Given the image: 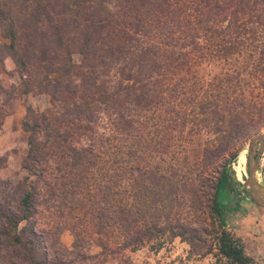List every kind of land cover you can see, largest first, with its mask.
<instances>
[{
  "label": "trees",
  "instance_id": "1",
  "mask_svg": "<svg viewBox=\"0 0 264 264\" xmlns=\"http://www.w3.org/2000/svg\"><path fill=\"white\" fill-rule=\"evenodd\" d=\"M12 3L19 6L18 15ZM249 3L0 2V29L9 42L0 46V56L15 61L23 95L36 91L50 101V108L42 113L27 108L22 128L28 135V150L19 180L1 177L8 158L0 156V264H90V259L97 261L99 256L78 252L87 245L83 234L97 237L103 255L112 245L117 255L135 252L148 243L158 251L166 240L179 237L190 245L192 254L208 246L204 254L215 248L227 264H253L244 242L228 230L221 202L231 163L240 152L237 146L264 126V16L257 14L264 0ZM228 11L232 15L229 25L219 29ZM200 31L209 33V48L221 47L215 57L227 62L238 51L245 61L242 70L237 67L210 85L215 101L180 99L179 92H171L168 77L181 70L183 59H190L198 40L206 37L199 36ZM249 45H254L253 51ZM182 48L188 50L182 52ZM243 74L249 78L243 80ZM243 87L248 95L233 96L245 91ZM195 92L190 91V96L194 98ZM176 102L184 108L197 106L199 114L213 122L216 133L226 135L217 144L211 141L203 150L194 149L190 157L196 159L197 168L182 174L172 166V172L161 173L148 164L140 178H127L131 189L123 195L119 175L100 165L102 150L106 147L105 155L125 154L114 142L136 138L145 130L140 110L165 109L188 124V113L176 111ZM101 113L110 117V134L98 132ZM75 117L82 124L75 125ZM178 120L162 119L165 129L156 130V139L162 138L155 143L163 151L170 149L175 131L181 134L182 130L171 126L179 125ZM126 154L135 155L131 150ZM143 154L138 149L136 156L141 159ZM184 159L192 164L188 155ZM98 165L104 170L99 180L106 181L96 185L91 179H96ZM181 188L187 191L185 198L192 195V204L180 201ZM148 196L152 204L145 200ZM41 207L60 221H51L54 228L69 227L75 236L72 249L51 238L54 228L38 226ZM204 214L210 215L204 218ZM70 254L75 257L68 259Z\"/></svg>",
  "mask_w": 264,
  "mask_h": 264
},
{
  "label": "rangeland",
  "instance_id": "2",
  "mask_svg": "<svg viewBox=\"0 0 264 264\" xmlns=\"http://www.w3.org/2000/svg\"><path fill=\"white\" fill-rule=\"evenodd\" d=\"M3 1L9 2V0H0L1 3ZM253 1L254 0H249V6H252ZM224 2L225 0H219L221 5ZM257 7V14H261L263 17L264 3ZM184 8L185 5H182V9ZM13 11L15 15H18L19 13L17 12L20 11L19 6L16 7L14 4ZM229 13L230 11L225 13L224 16L226 17H224L223 20L225 23L218 25L219 29L226 28L229 25L230 19L232 18L231 13ZM250 18L253 17L250 16ZM246 19H248V16H246V18L241 17L239 21L242 23L246 21ZM199 36L206 37L198 40L199 43L196 44V50H194L190 59H183L182 63L184 65L181 66V70L168 77L171 80H169L171 82L170 85L173 87L171 88V92L177 91L181 95L180 99L197 100L196 102L214 100L211 91L212 87H210V85L216 84L217 78H225L227 74L234 72L237 67H240V70H242L245 63L243 57L237 54L238 51L236 54L232 55L227 62L215 57L218 54V49L221 50V47L212 46L209 48V33L200 31ZM4 44H9V42L3 37V31L0 29V46ZM246 45H248V43H246ZM254 45H258V42H255ZM254 45H249L252 47L250 50L254 48ZM206 46L208 47L206 48ZM187 50V48H182V52H186ZM242 78L244 80L249 77L243 74ZM253 82H257V80ZM21 83V77L15 61L11 57L5 58L1 55L0 112L2 111V115H0V156L8 158L7 168L1 172V177L3 179L11 178L13 180H19L24 175L22 163L28 150V135L24 132L22 123L27 115V108L31 107L39 113L45 112L50 108V101L47 95H39L36 91L33 94L23 95ZM256 84L257 83H255V86ZM247 87H243L245 91L237 92L233 96H238L240 93H246L248 95ZM193 89H196L194 98L190 96V91ZM179 102L174 104L176 111L183 112L186 110L188 113V124L186 122L185 125L184 120L180 117H175L173 113L166 114L165 109H159L154 113L140 110V117L145 122L143 126L145 130L136 138L133 137L129 140H122L120 138L114 142V145L118 146L119 149L121 146L123 147L125 154L117 153L116 155H105L104 153L107 150L106 147L102 150L103 154L100 156L102 160L100 161V165L110 167L112 173L119 175V177H117V180H119L118 184L121 186L119 191H122L123 195L127 196L124 190L131 189V180L127 178H140L141 173L148 167V164L157 167L161 173H167V171L172 172L173 170L170 169L172 166L176 168L174 170L179 169L176 172L182 174V172L197 168V163L194 164L196 159L190 157L194 149L197 151L203 150L211 141L217 144L218 138L226 135L217 134L213 129V122L210 121L207 116L199 114V108L197 106L192 107V109L191 106L184 108ZM100 116V119L97 120V124H99L98 132L100 134H110L113 128L110 117L104 113H101ZM166 118H172L173 121L179 119V125L177 124L178 127L175 123H172L171 126H176L177 129L175 130L182 131L181 134L175 131L174 139L171 140L170 149L163 151L162 148H159V145L156 146L155 142L162 138L159 136L156 139V130L160 128L165 129L167 123L165 122L166 124H163L164 122L162 119ZM74 124L80 125L82 123L75 117ZM263 130L264 126L256 135L237 146V148L240 147V152L237 159L233 160L231 163V172L228 173L229 179L226 185V193H222L221 195L222 208L226 212V219L228 221V230L244 242L246 253L253 259V264H264V210L257 207L247 195L244 182H246L248 176L247 147L250 141L263 132ZM155 146L158 147V153L156 152ZM138 149L145 151L141 159L136 156ZM130 150L135 153L134 156H128L126 154V152ZM231 150L233 151L234 149ZM187 155L192 164H186L184 158ZM240 156H242L243 159L245 157V162L241 165L239 164ZM226 157L228 158V154ZM100 165H98V167H100ZM261 167V178L264 182V155ZM97 171L98 175L96 179H91L96 185H98L99 182L106 181L105 179L99 180L104 170L100 167ZM88 176L90 178V174ZM157 192L158 191L155 190L153 194ZM180 192V198L182 197L180 201H186L192 204V195L189 194V197L185 195V198L184 193L187 194V191L184 188H181ZM145 200L151 203L150 196L146 197ZM40 210L42 213L36 218L39 227L53 229L54 226L51 221L56 220L57 223L60 222L54 214L48 213L47 210L42 207ZM200 212L202 213V211ZM209 215L210 214H204L203 217L208 218ZM209 221H211L210 218L205 224L206 226L209 224ZM67 228L69 227L62 225L57 229L56 226L53 229L54 235L51 238H58L62 246L72 249L75 236ZM82 237L85 239V243L87 242V245L84 250L81 249L78 252H84L89 256H99L97 261L90 259L88 261L90 264H119L124 262L130 264H227L223 258L217 255V250L215 248H213L211 253L204 254L203 252L208 250L207 246L203 248L202 251H194L192 254L190 245L182 241L179 237L173 239L171 242L166 240L165 246L158 251L152 247L153 243H148L135 252L127 250L118 255L115 254L118 253V249L115 245L111 246L112 249L110 252L103 255L95 235L83 234ZM201 244L203 245V242ZM208 244H210V242ZM73 257H75L73 254L67 256L68 259Z\"/></svg>",
  "mask_w": 264,
  "mask_h": 264
},
{
  "label": "water",
  "instance_id": "3",
  "mask_svg": "<svg viewBox=\"0 0 264 264\" xmlns=\"http://www.w3.org/2000/svg\"><path fill=\"white\" fill-rule=\"evenodd\" d=\"M247 152L248 176L246 182H244V188L253 203L264 210V182L261 178V163L264 155V130L250 141Z\"/></svg>",
  "mask_w": 264,
  "mask_h": 264
},
{
  "label": "bare ground",
  "instance_id": "4",
  "mask_svg": "<svg viewBox=\"0 0 264 264\" xmlns=\"http://www.w3.org/2000/svg\"><path fill=\"white\" fill-rule=\"evenodd\" d=\"M244 156V155H243ZM245 162V157H244V159H243V157L242 156H240V158H239V164L241 165V164H243Z\"/></svg>",
  "mask_w": 264,
  "mask_h": 264
}]
</instances>
